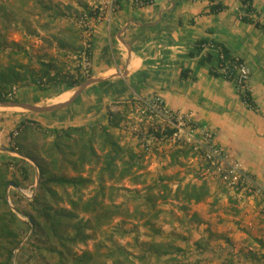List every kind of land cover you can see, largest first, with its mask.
Segmentation results:
<instances>
[{
    "label": "rangeland",
    "instance_id": "1",
    "mask_svg": "<svg viewBox=\"0 0 264 264\" xmlns=\"http://www.w3.org/2000/svg\"><path fill=\"white\" fill-rule=\"evenodd\" d=\"M91 1L0 0V67L19 60L38 70L40 61H45L53 64L52 74L58 72L60 78L82 76L88 80L91 66L83 65L82 55L90 41L79 20L85 12L89 13ZM73 42L77 45L75 49L68 45ZM80 85L69 87L61 81L48 82L41 89L29 82L18 83L13 99L9 100L52 105L58 103L61 92L72 90V97ZM1 105L0 147H10L14 152L0 148V165L9 163V170L19 176L23 186L33 184L35 179L38 185L39 175L34 166L37 164L16 151L18 142L38 157L46 158L44 148L51 145L54 136L41 130L52 131L71 125L59 116L53 117L62 114L63 108L33 112L21 107L1 109ZM106 109V114L108 109L119 112L120 122L111 127V131L138 159L132 175L119 182L106 180L105 200L119 204L122 215L94 231L86 243L75 246L77 253L94 250L101 241L108 246L113 242L123 245L132 253L133 264H264V195L254 184L244 180L232 183L224 178L223 171L212 166L202 152L174 139L166 122L147 111L139 99L113 101ZM23 121L36 127L25 132ZM108 122L109 118L105 123L87 121L78 126H99ZM94 146L101 156L99 142ZM102 166L101 157L98 163L86 164L80 173L70 167L63 172L92 179L83 189L87 198L95 193ZM23 167L28 169V179L24 178ZM186 184H205L209 193L200 202L187 201L178 192ZM54 188L65 195L58 186ZM153 194L157 196L155 208L143 201ZM12 199L22 220L25 214L33 212V201L14 195ZM60 205L67 206L66 203ZM19 223L22 244L14 250L13 264H53L55 257L44 249L40 237L32 236L33 228L25 221ZM152 242L159 243L166 252L157 257L149 250Z\"/></svg>",
    "mask_w": 264,
    "mask_h": 264
},
{
    "label": "crops",
    "instance_id": "2",
    "mask_svg": "<svg viewBox=\"0 0 264 264\" xmlns=\"http://www.w3.org/2000/svg\"><path fill=\"white\" fill-rule=\"evenodd\" d=\"M216 5L223 8L211 10ZM245 7L242 0H154L143 7L121 0L110 21L93 17L85 33L95 81L53 117L71 126L105 123L111 102L158 95L212 127L229 157L264 187V0H252L250 11ZM212 42L247 63L253 107L222 75Z\"/></svg>",
    "mask_w": 264,
    "mask_h": 264
},
{
    "label": "trees",
    "instance_id": "3",
    "mask_svg": "<svg viewBox=\"0 0 264 264\" xmlns=\"http://www.w3.org/2000/svg\"><path fill=\"white\" fill-rule=\"evenodd\" d=\"M242 2L246 6L245 10L250 11L252 0H242ZM221 8L223 7L216 5L212 6L211 10L218 11ZM256 25L259 26L258 23ZM61 43L66 45V42ZM211 44L223 55L221 64L231 59L229 50L225 46L216 42ZM68 45L73 46L74 49L77 47L74 42ZM40 65L41 67L36 70L16 60L1 66L0 101L9 100L7 94L18 83L29 82L43 89L48 82L53 84L61 81L69 87H76L87 80L82 76L71 78L64 75L60 78L61 75L58 72L52 74V63L40 61ZM214 73L219 75V73ZM181 75L184 76V72ZM225 78L232 80L230 77ZM242 96L249 106H254L248 91ZM107 114L109 122L106 125L69 126L52 131L41 130L47 135L54 136L51 145L44 148L46 158L38 157L29 151L22 142H18L16 151L34 161L40 170L37 193L32 200L33 212L25 214L29 217L27 222L18 216L7 199L9 184L23 186L22 181L15 172L9 170V163L0 165V264H13L14 250L22 244V230L19 223L22 221H25L30 229L33 228L32 236L40 237L44 243V249L55 257L53 264L134 263L132 253L123 245L115 242L108 246L100 241L94 250H85L82 253H77L74 250L75 246L86 243L93 237L94 231L101 229L113 217L122 215L123 210L119 204L105 200L106 180L119 182L132 175V168L136 166L138 159L137 154L125 148L111 131V127L118 126L120 122L119 112L108 109ZM21 124L25 132L36 127L30 126L24 121ZM73 134H77V137H74ZM68 141H72V143L67 144ZM95 142H99V149L103 152L101 156L94 146ZM101 157L103 166L97 176V188L93 195L86 198L83 189L92 182V179L82 174L68 176L63 170L70 167L80 173L86 164L98 163ZM27 170L26 167L22 168L25 179L29 177ZM56 186L64 191L65 195L60 194L54 188ZM68 188L71 189V192L67 191ZM178 192L182 193L187 201L200 202L208 195L209 190L205 184H186L182 189L179 188ZM154 198L157 196L153 194L146 196L143 201L148 206L155 208ZM60 203H66L67 206H62ZM38 204L41 206L40 208L36 207ZM81 214L88 215V218ZM122 233L125 234L126 231ZM149 250H152L157 257L166 252L160 248V244L157 242H152Z\"/></svg>",
    "mask_w": 264,
    "mask_h": 264
},
{
    "label": "built area",
    "instance_id": "4",
    "mask_svg": "<svg viewBox=\"0 0 264 264\" xmlns=\"http://www.w3.org/2000/svg\"><path fill=\"white\" fill-rule=\"evenodd\" d=\"M154 0H131L135 6L143 7L150 5ZM121 0H92L89 4V13L85 12L79 20V25L84 29L85 33L90 29L91 19H106L111 20L112 15L120 8ZM92 13V14H91ZM86 50L83 51L82 60L83 65L90 64L91 48L90 43H86ZM89 47V48H88ZM221 59L223 55L221 54ZM221 73L225 77H230L235 82L236 88L241 94L247 91L251 71L247 63L239 57H232L224 61L220 65ZM16 86L7 94L8 98H12L16 93ZM147 111L151 112L154 116L166 122L167 126L171 129L172 137L180 139L190 148L202 152L205 158L212 166H217L224 173V178L230 179L232 183H239L244 180L247 183L254 184L258 192L263 193L264 187L255 182L253 176L243 169L237 162L233 161L224 146L219 144L216 140L215 130L206 125L193 121L184 113L177 112L168 107L161 96H154L149 99H140ZM34 164V163H33ZM36 173L39 175L40 170L35 165ZM37 193V179L34 183L28 186H16L11 183L7 189V199L12 208L19 214L13 202V195L15 198H22L26 201H32ZM29 219L25 216L23 220Z\"/></svg>",
    "mask_w": 264,
    "mask_h": 264
},
{
    "label": "water",
    "instance_id": "5",
    "mask_svg": "<svg viewBox=\"0 0 264 264\" xmlns=\"http://www.w3.org/2000/svg\"><path fill=\"white\" fill-rule=\"evenodd\" d=\"M95 81L94 78H89L86 80L83 84H81L78 88V90L75 92V94L67 101L64 102H58L52 105H46V106H40L37 104H30V103H25V102H20V101H13V100H6V101H0V104L6 106V107H21L33 112H49V111H55L59 110L61 108H64L65 106L69 105L72 103L75 98L91 83ZM4 151H11L14 152V150L10 147L7 146H1L0 147ZM22 155V154H20ZM23 156V155H22Z\"/></svg>",
    "mask_w": 264,
    "mask_h": 264
},
{
    "label": "bare ground",
    "instance_id": "6",
    "mask_svg": "<svg viewBox=\"0 0 264 264\" xmlns=\"http://www.w3.org/2000/svg\"><path fill=\"white\" fill-rule=\"evenodd\" d=\"M71 92H73L72 90H69L68 92H66L65 94H64V96H62L60 99H59V101L61 100V99H63L65 96H67V95H69ZM58 101V102H59Z\"/></svg>",
    "mask_w": 264,
    "mask_h": 264
}]
</instances>
